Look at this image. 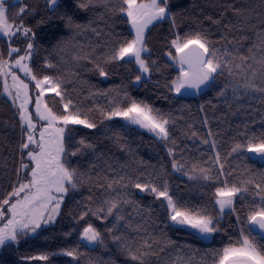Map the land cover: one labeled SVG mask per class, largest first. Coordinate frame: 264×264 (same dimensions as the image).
Listing matches in <instances>:
<instances>
[{"label":"trees","instance_id":"trees-1","mask_svg":"<svg viewBox=\"0 0 264 264\" xmlns=\"http://www.w3.org/2000/svg\"><path fill=\"white\" fill-rule=\"evenodd\" d=\"M75 4L76 0H62L63 6L57 15L67 13L81 24L94 21V27L103 29L104 33L111 30L115 35L108 37L102 34L98 37L88 32L76 36L73 40L71 37L74 34L65 28L63 21L54 19L50 24L34 28L37 31L39 50L32 61L34 71L39 76L50 75L60 78L64 82L66 98H71L82 111L93 109L89 115L97 122V128L86 129L83 126L70 125L69 127L74 129L71 134L75 140L83 137L92 142L96 146V153L104 154L108 163L113 165L114 173L108 171L103 160H97L96 156L91 154L72 157L74 166L80 167L81 171H88L92 162L96 164V171L101 174L107 172L109 176L125 173L132 177L144 173V177L148 179L159 176L160 179L156 182L166 180L170 194L179 205L194 210H206L214 217L220 231L215 232L212 238H208L190 228L175 225L166 227L170 221L167 220L166 209L161 207V202L155 200L152 195L140 193L137 189L130 190L133 193L131 198L142 208H150V222L145 224L144 220L133 213L131 207L123 209L126 220L119 223L116 222L115 216L104 220L90 215L80 220L79 215L85 210L84 205L95 208L104 196L95 185L90 191L89 186L85 184L76 191H69L54 224L39 230L37 235L22 238L18 245L3 247L0 252V264H135L113 240V235L124 237L134 247L139 246L141 240L149 235L162 242L171 240L178 246L169 248L162 254V259L150 257L149 264H164L169 253L172 256L177 253L181 256H192L193 264H202V258L207 264H211L210 254L214 250L222 251L225 246L241 240V230L248 234L247 215L252 196L249 194H244L243 198L237 196L234 198L235 211L226 208L221 213L219 206L215 204V190L223 186L222 181L225 179L231 185L250 178L259 182L261 176H264V164L251 160L247 152L229 155L234 143H247L249 137L264 136V103L261 102L264 97L259 93L245 92L243 88L236 94L233 93L232 85H237V81L240 84L245 82V73L235 67L233 69L237 73L235 76H229L225 72L212 86L202 88L200 91L189 90L181 95L169 91L166 85L179 75L180 68L177 61L167 55L169 51L173 56L176 55L175 49L170 46V41L175 37L168 22L158 23L146 31V44L150 53L145 55L150 64L155 61L150 75H143L140 83H134L135 76L140 74L137 66L135 63L124 65L121 62V65H108L110 75L107 78L101 77L87 61L72 60L73 45L90 46V51L94 47V55L99 56L106 50L103 47L106 39H130L134 33L125 17L111 15L100 19L105 11L103 8L83 11L77 9ZM171 4L173 12L180 13L175 29L180 35L203 31L213 41H220L222 36L229 39L235 37L236 40L244 36L247 39L242 44L229 46L230 49L237 47L244 53L254 41L258 42L256 32L264 29V0H171ZM24 5L28 6L29 11L34 9L36 12V15L25 14L24 19L28 26H35L41 16L50 15L44 8V0H8L6 7L10 22ZM233 6L242 10L248 9L246 18L241 20L234 15L231 10ZM214 20H220V23H213ZM225 24L229 25L231 31L225 29ZM62 40H68V44L64 45V51L55 47ZM13 46L23 47L18 40L13 41ZM222 46L221 43L216 44L218 48ZM7 47L6 38H0V52H4L5 58ZM45 58L56 67H44ZM235 63L240 62L237 60ZM13 71L19 72L18 69ZM34 83L33 81V85ZM225 85H229L225 95L218 96L221 89H225ZM4 86V77L0 76V196L11 191V186L17 179L15 173L20 163L19 144L22 139L17 109L12 99L4 92ZM102 91H107L108 95L97 94ZM125 92L133 99L144 101L173 116L176 122L170 127V133L177 146L175 159L184 164L182 171H173V157L168 155L165 142L156 139L147 130L122 118L101 123L102 117L97 109L107 110L112 106L111 102L114 99L124 106ZM44 100L53 111L58 114L63 112L60 98L56 97L55 93H46ZM205 117L208 119L207 125L203 123ZM209 129L213 136L208 135ZM192 131L197 133V137L189 138ZM115 133L122 137V142L126 145L125 150H121L114 142ZM202 139L217 141V148L213 150L210 144H203ZM216 151L221 154L225 175L220 176L219 180H190L189 175H199L198 172L190 171L194 164L205 168L212 167L214 176L219 173V166L212 165L209 161V157H214ZM251 191L254 189L250 186ZM90 194L93 202L87 200ZM256 200L259 203V198ZM129 213H132L131 217ZM129 220L132 227H125ZM88 224H92L101 233L103 244L89 245L80 240V233ZM137 224H143L145 231H135ZM109 229L113 231L110 233ZM65 233L71 235L66 236ZM255 239L258 244H264V236L255 234ZM77 247L80 253L78 259L59 254L50 256L48 261L29 259L44 253H59L61 249Z\"/></svg>","mask_w":264,"mask_h":264},{"label":"snow or ice","instance_id":"snow-or-ice-1","mask_svg":"<svg viewBox=\"0 0 264 264\" xmlns=\"http://www.w3.org/2000/svg\"><path fill=\"white\" fill-rule=\"evenodd\" d=\"M62 6V0H44V8L50 15L41 16L35 26H28L25 23V14L36 15L34 9L29 11L27 5L20 7L10 22L6 0H0V36L6 38L8 45L7 58H5L4 52H0V76L5 77L4 92L18 109L17 115L22 133L19 144L20 163L15 173L17 179L12 184L11 191L0 196V225H2L0 226V248L18 245L22 238L37 235L39 230L54 224L69 191H76L85 184L89 186L90 191L91 187L95 185L104 193V196L95 208L84 205L85 210L80 213V220L90 215L104 220L115 216L116 222L119 223L126 220L123 209L131 207L133 213L144 220L145 224L150 222V208H142L136 200L131 198L133 193L130 190L137 189L140 193L152 195L155 200L161 202V207L166 209L167 220L170 221L166 227L187 226L203 236L220 231L214 217L206 210H194L179 205L170 194L167 181L156 182L160 179L159 176L152 179L144 177V173H140L136 177L126 173L109 176L107 172L101 174L96 171V164L92 162H90L88 171H81L80 167L74 166L72 157L91 154L95 155L97 160H103L108 171L114 173L113 165L108 163L104 154L96 153V146L92 142L83 137L75 140L71 134L74 129L70 128V125L83 126L86 129L97 128V122L89 115L93 109L82 111L71 98H66L64 82L60 78L50 75L39 76L34 71L32 61L39 50L37 31L34 28L59 19L63 21L65 28L74 34L71 37L73 40L76 36L88 32L98 37L102 34L111 37L115 33L111 30L104 33L103 29L93 26L94 21L81 24L67 13L57 15ZM75 6L83 11L103 8L105 11L99 17L100 19L111 15L125 17L134 33L130 39H106L103 45L106 50L99 56L94 55V47L90 51V46L73 45L72 60L75 62L87 61L93 65V70L98 72L101 77L107 78L110 75V71L107 69L108 65H121V62L124 65L135 63L137 66L140 74L135 76L134 83H140L143 75H150L155 61L150 64L145 55L150 53L146 44V31L150 26L168 22L175 37L170 41V46L175 49L176 55L173 56L171 51L167 55L177 61L180 68L179 75L166 85L169 91H173L177 95H181L182 90L185 89L200 91L202 88L212 86L213 82L219 76H223L225 72L229 76H235L237 74L233 70L235 67L245 73V82L240 84L237 81L238 86L232 85L233 93L236 94L240 88H243L245 92L259 93L264 97V29L256 32L258 42L254 41L244 53L237 47L229 48L232 45L242 44L247 39L244 36H241L240 40H236L235 37L229 39L227 36H222L220 41H213L203 31L180 35L175 31L178 26L177 17L180 13L173 12L171 0H76ZM231 10L241 20L246 18L249 11L234 6ZM209 19L212 18L209 17ZM213 23L219 24L220 20H214ZM224 27L231 31L229 25L225 24ZM237 31H243V29H237ZM14 40H18L23 47L13 46ZM217 43H221L223 46L218 48L216 47ZM66 44H68V40H62L55 47L64 51ZM237 60L240 62L239 64L235 63ZM44 67L55 68L56 65L45 58ZM13 69H18L30 78L29 83L35 82L34 87L37 94L34 101V113L29 110V105L33 103L29 94V83L21 79ZM8 76L12 80L11 86L7 83ZM227 87L229 85H225V89H221L217 95L224 96ZM49 92L55 93V96L60 98L62 113L58 114L53 111L44 100L45 94ZM97 94L106 96L108 92L102 91ZM124 101H126L124 106H121L120 101L114 99L111 102L112 106L107 110L97 109L102 117L101 123L114 118H122L130 124L147 130L156 139L165 142L168 155L173 157V171H182L184 164L175 159L177 146L170 133V127L176 122L173 116L170 113L161 112L144 101L133 99L127 92L124 93ZM261 102L264 103V99ZM201 110H203V106ZM36 120L43 122L39 130ZM203 123L208 124L206 117ZM190 127L191 125H189ZM208 135H214L211 129H209ZM193 137H197L195 131L191 132L189 138ZM113 138L117 146L121 150H125L126 145L122 142L119 133H115ZM202 143L210 144L213 150L217 148L215 140L202 139ZM168 144L172 146L169 147ZM241 152L253 153L264 159V136L249 137L247 143H234L229 155ZM209 161L212 165L219 166L217 175L212 174V167L205 168L194 164L190 171L198 172L199 175H189L188 178L211 181L219 180L220 176L225 175V165L219 151L215 152L214 157L210 156ZM222 184V187H217L215 190V204L219 206L221 213L226 208L235 211L234 198L237 196L243 198L244 194H249L253 199L247 215L248 234H244V230H241V240L225 246L222 251L214 250L210 254L211 264H264V244H258L255 239V234H264V176H261L259 182L250 178L239 184L229 185L225 179ZM250 186L254 191L250 192ZM256 198H259V203ZM87 200L93 202L91 194ZM131 215L132 213H129L130 217ZM125 227H132L130 220L126 222ZM134 230L140 232L145 231V228L143 224H137ZM108 231L111 233L113 230L109 229ZM65 235H71V233H65ZM112 238L135 264H149L150 257L162 259V254L175 246L171 240L162 242L151 235L142 239L137 247L127 242L122 236L113 235ZM80 240L87 244H103L104 242L101 233L92 224L83 228ZM58 254L73 259H78L80 255L77 247L61 249L59 253H44L29 259L48 261L50 256ZM208 255L205 254V256ZM164 264H193V258L192 256H181L179 253L172 256L169 253ZM202 264H207L204 258H202Z\"/></svg>","mask_w":264,"mask_h":264},{"label":"rangeland","instance_id":"rangeland-1","mask_svg":"<svg viewBox=\"0 0 264 264\" xmlns=\"http://www.w3.org/2000/svg\"><path fill=\"white\" fill-rule=\"evenodd\" d=\"M8 0H6V2H7ZM12 1H17V0H12ZM0 38H2V36H0ZM178 63V62H177ZM179 65V64H178ZM17 73V75H19L20 76V78L21 79H23L26 83H29V79L30 78H28V77H26L25 75H24V73L23 72H16ZM145 76H148V75H145ZM8 81H9V83H8V85L9 86H11L12 85V80H11V77L10 76H8ZM189 91V89H185V90H182V94H185L186 92H188ZM50 93V92H49ZM29 94H30V96L32 97V100H33V103L32 104H30L29 105V110L30 111H32L33 113H34V111H35V105H34V101H35V98H36V94H37V90L35 89V87H34V85H33V82H31V83H29ZM15 106V105H14ZM16 107V106H15ZM16 109H17V107H16ZM17 111H18V109H17ZM36 123H37V126H38V130H39V127L42 125V123L43 122H40V121H38V120H36L35 121ZM137 126V125H136ZM139 127V126H138ZM145 130V129H144ZM0 226H2V225H0ZM182 227H185V228H190V227H187V226H182ZM190 229H192V228H190ZM193 230H195V229H193ZM196 231V230H195ZM197 232V231H196ZM213 235H214V233L213 234H211V235H208L207 237L208 238H212L213 237ZM87 243V242H86ZM89 245H93V244H89ZM1 250H2V248H0V252H1Z\"/></svg>","mask_w":264,"mask_h":264},{"label":"water","instance_id":"water-1","mask_svg":"<svg viewBox=\"0 0 264 264\" xmlns=\"http://www.w3.org/2000/svg\"><path fill=\"white\" fill-rule=\"evenodd\" d=\"M150 27H152V26H150ZM150 27H149V28H150ZM4 80H5V77H4ZM7 83H9V82H8V78H7ZM7 96H8V95H7ZM8 97H9V96H8ZM249 156H250L251 159H258L260 163H263V162H264L263 159H261L259 156L255 155V154H253V153H249Z\"/></svg>","mask_w":264,"mask_h":264},{"label":"flooded vegetation","instance_id":"flooded-vegetation-1","mask_svg":"<svg viewBox=\"0 0 264 264\" xmlns=\"http://www.w3.org/2000/svg\"><path fill=\"white\" fill-rule=\"evenodd\" d=\"M248 155H249V153H248ZM250 157V156H249ZM251 160H254V161H258L259 162V160L258 159H251ZM260 163V162H259ZM260 164H264V162L263 163H260ZM259 235H261V236H264V234H261V233H258Z\"/></svg>","mask_w":264,"mask_h":264}]
</instances>
